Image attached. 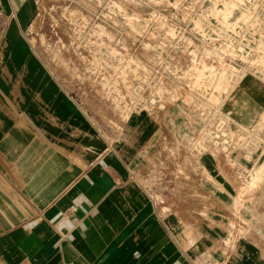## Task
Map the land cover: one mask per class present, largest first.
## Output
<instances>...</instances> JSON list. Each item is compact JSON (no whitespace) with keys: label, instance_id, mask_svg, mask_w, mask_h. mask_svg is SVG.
<instances>
[{"label":"crops","instance_id":"crops-1","mask_svg":"<svg viewBox=\"0 0 264 264\" xmlns=\"http://www.w3.org/2000/svg\"><path fill=\"white\" fill-rule=\"evenodd\" d=\"M31 5L5 7L0 264H264V78L243 76L218 106L193 95L133 114L108 140L18 34Z\"/></svg>","mask_w":264,"mask_h":264},{"label":"rangeland","instance_id":"rangeland-1","mask_svg":"<svg viewBox=\"0 0 264 264\" xmlns=\"http://www.w3.org/2000/svg\"><path fill=\"white\" fill-rule=\"evenodd\" d=\"M9 1L0 0V58ZM31 2L35 15L18 34L54 89L108 140L133 114L158 119L193 95L218 106L243 76L264 78V0ZM189 141L204 150L205 134Z\"/></svg>","mask_w":264,"mask_h":264}]
</instances>
